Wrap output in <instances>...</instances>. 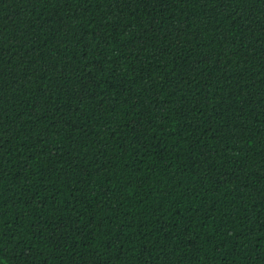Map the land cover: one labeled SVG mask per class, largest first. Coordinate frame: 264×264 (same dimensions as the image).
Listing matches in <instances>:
<instances>
[{
  "label": "trees",
  "instance_id": "1",
  "mask_svg": "<svg viewBox=\"0 0 264 264\" xmlns=\"http://www.w3.org/2000/svg\"><path fill=\"white\" fill-rule=\"evenodd\" d=\"M0 264H264V0H0Z\"/></svg>",
  "mask_w": 264,
  "mask_h": 264
}]
</instances>
